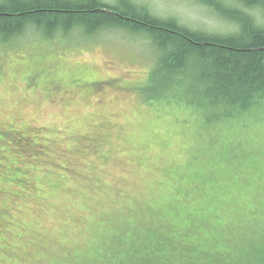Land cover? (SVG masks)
Instances as JSON below:
<instances>
[{
    "label": "rangeland",
    "instance_id": "1",
    "mask_svg": "<svg viewBox=\"0 0 264 264\" xmlns=\"http://www.w3.org/2000/svg\"><path fill=\"white\" fill-rule=\"evenodd\" d=\"M135 1L235 31L196 0ZM157 57L116 27L0 44V264H123L152 244L156 264H256L264 109L211 128L157 91Z\"/></svg>",
    "mask_w": 264,
    "mask_h": 264
},
{
    "label": "trees",
    "instance_id": "2",
    "mask_svg": "<svg viewBox=\"0 0 264 264\" xmlns=\"http://www.w3.org/2000/svg\"><path fill=\"white\" fill-rule=\"evenodd\" d=\"M121 1L110 5L103 0H0V44L31 30L53 38L74 28H124L152 42L158 56L157 91L183 93L209 127L264 109V0H196L234 25L229 34L193 29L176 18ZM253 248L256 264H264V244ZM162 251L152 244L130 254L123 264H156Z\"/></svg>",
    "mask_w": 264,
    "mask_h": 264
},
{
    "label": "bare ground",
    "instance_id": "3",
    "mask_svg": "<svg viewBox=\"0 0 264 264\" xmlns=\"http://www.w3.org/2000/svg\"><path fill=\"white\" fill-rule=\"evenodd\" d=\"M129 1H131L132 3H134L135 5H137V6H141L139 3H137L135 0H129ZM203 5V4H202ZM153 12V11H152ZM154 13V12H153ZM155 14V13H154ZM157 15V14H156ZM183 25H185V24H183ZM187 26V25H186ZM194 29V28H193ZM208 32H210V31H208ZM218 34V33H217ZM146 40H148L147 38H145ZM151 42V41H150ZM152 43V42H151Z\"/></svg>",
    "mask_w": 264,
    "mask_h": 264
}]
</instances>
